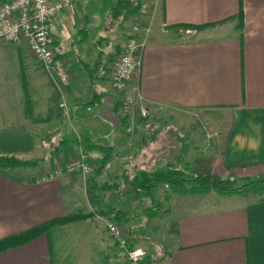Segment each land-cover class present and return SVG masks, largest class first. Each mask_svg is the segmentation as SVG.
<instances>
[{
	"label": "crops",
	"instance_id": "obj_1",
	"mask_svg": "<svg viewBox=\"0 0 264 264\" xmlns=\"http://www.w3.org/2000/svg\"><path fill=\"white\" fill-rule=\"evenodd\" d=\"M91 1L73 0L53 20L55 50L71 76L57 101L26 43L0 41V130L31 131L42 156L38 142L55 145L51 159L39 165L0 171V239L56 218L87 215L1 251L0 264H129L106 218L124 227L132 246L148 249L146 264H264V184L243 186L264 179V0H140L151 11L140 7L128 18H115L116 0L107 11L102 0H95L97 7ZM136 23L149 25L150 32L135 81L151 116L169 111L185 130V140L184 134L173 138L174 151L165 135L149 133L163 119L142 117L138 104L126 114L122 104L130 88L113 85ZM22 77L35 114L50 115L48 121L26 116ZM81 148L92 172L54 173ZM169 169L215 174L239 189L180 193L168 184L150 191L134 184L142 171ZM153 189L160 192L154 196ZM145 229L167 247L153 254L138 234Z\"/></svg>",
	"mask_w": 264,
	"mask_h": 264
},
{
	"label": "built area",
	"instance_id": "obj_2",
	"mask_svg": "<svg viewBox=\"0 0 264 264\" xmlns=\"http://www.w3.org/2000/svg\"><path fill=\"white\" fill-rule=\"evenodd\" d=\"M72 4L73 0H0V41L26 43L28 50L60 91L70 84L71 76L67 63L55 50L53 20L60 11L70 8ZM140 10L149 13L151 7L143 4ZM149 32V25L143 27L139 23L133 25L128 32L113 74V85L117 91L127 90L132 80L137 78ZM129 92L130 97L122 104V110L129 114L131 107L138 104L140 115L149 116L150 108L143 102L139 86L130 88ZM65 168H78L84 174H89L92 172L89 154L81 148L65 162ZM62 171L63 165L59 164L54 173L59 174ZM105 220L108 232L130 264H146L148 249L139 245L132 246L124 227L112 219Z\"/></svg>",
	"mask_w": 264,
	"mask_h": 264
},
{
	"label": "trees",
	"instance_id": "obj_3",
	"mask_svg": "<svg viewBox=\"0 0 264 264\" xmlns=\"http://www.w3.org/2000/svg\"><path fill=\"white\" fill-rule=\"evenodd\" d=\"M141 7L140 0H116V4L113 8V15L115 18L119 16H123L128 18L129 15L137 12ZM244 12L243 8H241L239 13V25L240 30H244ZM216 25V23L208 24V25H190V24H181L179 28H193V29H204L205 27H211ZM177 27V26H176ZM22 70L25 72V67L22 66ZM25 74V73H24ZM50 80V79H49ZM23 89H24V97H25V114L30 117L34 122H46L49 120L50 115L41 116L35 114V103L30 97L28 91L27 81L24 77L21 78ZM51 85L55 88L54 101H57L61 92L50 80ZM121 102L116 103V110L120 108ZM52 113V110H49ZM127 116L122 118V121L126 123ZM35 134L26 130V129H13L8 128L4 130H0V171L4 172L7 168H15L17 166H26L33 167L35 162L23 161L15 156H8L7 153H17V152H27L31 151L35 147ZM13 154V153H12ZM8 174V173H6ZM134 184L136 187H140L139 189H143L146 191H150L152 188L157 187L159 185L168 184L173 191H177L180 193L187 192H199L204 193L208 192L212 189H216L219 191H228V190H236L239 189L236 187L235 181L230 179H224L215 174H188L184 170H176L169 169L167 171H153L147 172L142 171L139 175L134 179ZM264 184V179H255L248 180L247 183L243 186H248L256 189H262ZM87 215L78 214V215H69L63 218H56L35 226L31 229H28L22 233L11 235L0 239V252L7 250L9 248H13L22 244H25L42 234L48 233L53 225L66 224L70 221L84 219Z\"/></svg>",
	"mask_w": 264,
	"mask_h": 264
},
{
	"label": "rangeland",
	"instance_id": "obj_4",
	"mask_svg": "<svg viewBox=\"0 0 264 264\" xmlns=\"http://www.w3.org/2000/svg\"><path fill=\"white\" fill-rule=\"evenodd\" d=\"M113 1V0H112ZM92 2V4L91 5H93V6H96L97 7V5H98V2L97 1H95V0H92L91 1ZM110 2H111V0H102V3H104L105 4V6H104V11H107L108 9V7L106 6V5H109L110 4ZM148 5V4H147ZM68 9V8H67ZM131 30V29H130ZM189 32H191V30H189ZM27 50H28V48H27ZM29 51V50H28ZM29 53H31V52H29ZM120 57V56H119ZM119 59V58H118ZM118 63V62H117ZM117 63H116V66H117ZM31 66L32 67H34L33 66V64H31ZM115 66V67H116ZM6 69V68H5ZM8 70L9 71H12L13 69H12V67L11 66H8ZM7 70V71H8ZM139 70H140V65H139ZM45 72V71H44ZM2 73H0V79L2 78ZM138 86V84H137V82L134 80H132V82L129 84V88H132V87H137ZM1 88H2V86L0 85V92H1ZM139 90H140V88H139ZM6 93V92H5ZM4 93V94H5ZM10 95L11 96H13V95H15V92H11L10 93ZM135 98H136V95L134 96ZM144 99V97H142V100ZM144 102V101H143ZM145 103V102H144ZM169 111H164V113H156V112H154L153 113V116H151V115H149V116H147V118L148 119H150V121H152V119H154V117H157L158 119H163V120H160V121H156V122H153L150 126H149V129L150 128H153V130H151V132L149 131V129H148V131H149V133L150 134H152V135H155V134H159V133H162L163 135H165V137L167 138V140H168V147L170 148L169 149V151H174L177 147H173V146H176L177 145V141L175 140V139H173L174 137H175V135L177 134V137H179V136H183V135H181V134H184V140H185V130L183 129V128H178L177 126H176V123L174 122V120H172V119H170V117H169ZM151 114V113H150ZM128 128H130V129H133L134 128V124L133 123H131L130 124V127H128ZM13 129H21V128H19V127H13ZM31 132V131H30ZM34 134V133H33ZM173 140H174V142H173ZM39 146H40V144H41V146L45 149V156H42L41 155V147H39V149H35V147H34V149L33 150H31V151H33L32 153H30V154H28L29 152H31V151H27V152H17V153H14V152H12V153H7L6 155H8V156H15L16 158H18V159H20V160H23V161H29V162H35V164H37V165H39V163H41V161H47V160H49V159H51V154L52 153H50V152H52L53 151V149H54V144H51L50 143V141L49 142H38L37 143ZM35 145H36V141H35ZM181 146H184V148L186 147V145H185V141L183 142V145H181ZM173 148H174V150H173ZM78 153V152H77ZM88 153V152H87ZM76 155V154H75ZM75 155H73V156H75ZM72 156V157H73ZM169 158V157H168ZM70 159V158H69ZM68 159V160H69ZM89 159H90V157H89ZM170 159V158H169ZM175 159H173V161H174ZM43 163V162H42ZM59 165V164H58ZM60 165H63V170L64 169H66L65 168V163L64 164H62V163H60ZM33 166H35V165H33ZM54 174V173H53ZM140 187H137V189H139ZM154 189H156V188H154ZM153 189V190H154ZM143 190V189H142ZM146 191V190H145ZM145 191H140V192H142L143 194H144V192ZM158 192H160L159 191V189L158 190H154L153 191V194H154V196H155V194H158ZM149 211V209L148 210H146V212H148ZM142 223L143 224V220L142 221H140L139 220V223ZM140 233H142L143 235V237H142V241L144 242V243H146L150 248H151V251L153 252V254H155V253H158L159 251H161L162 250V248H164L165 249V247H167L166 246V243H165V241L163 240V238H152L151 237V233L149 232V230L148 229H145L143 232H140L139 231V233L138 234H140ZM157 237V236H156ZM114 252H116V249H115V251ZM126 256V255H125ZM127 258V257H126ZM154 257H153V255H152V259H153ZM127 261H128V263L130 264V262H129V260H128V258H127Z\"/></svg>",
	"mask_w": 264,
	"mask_h": 264
}]
</instances>
